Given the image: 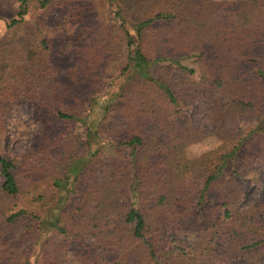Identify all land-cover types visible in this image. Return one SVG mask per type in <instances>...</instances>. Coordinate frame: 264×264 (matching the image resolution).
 <instances>
[{"label": "trees", "instance_id": "obj_1", "mask_svg": "<svg viewBox=\"0 0 264 264\" xmlns=\"http://www.w3.org/2000/svg\"><path fill=\"white\" fill-rule=\"evenodd\" d=\"M113 1L125 65L114 85L91 93L83 106L45 109L62 102L46 36L28 29L0 48V97L13 88L26 92L40 121L56 124L43 127L25 159L0 155V219L28 220L21 242L30 243L10 262L0 257V264H39L37 255L53 247L55 235L66 242L93 240L79 244L76 264H264V211L262 219L249 215L239 207L240 193L212 197L231 179L228 169L249 139L234 142L223 128L227 105L261 111L257 129L264 132V0ZM20 2L9 28L25 21L27 0ZM49 3L40 0L43 7ZM93 46H77L83 60H96ZM195 56L197 81L187 77L196 70L182 62ZM201 99L227 146L217 161H194V181L184 196L181 162L184 148L202 135L192 117ZM75 123L82 124L80 138H56L62 131L56 126ZM21 163L32 171L28 187L19 180ZM99 163L109 169L107 180L95 171ZM186 228L197 233L194 247L178 252L167 245L169 230ZM95 250L101 261H93Z\"/></svg>", "mask_w": 264, "mask_h": 264}, {"label": "rangeland", "instance_id": "obj_2", "mask_svg": "<svg viewBox=\"0 0 264 264\" xmlns=\"http://www.w3.org/2000/svg\"><path fill=\"white\" fill-rule=\"evenodd\" d=\"M20 3V0H0V48L6 47L15 37L22 35L28 29L34 31L38 38L44 36L48 38L50 49L47 51L49 58L47 61L54 70L56 69L54 83H56L55 87L60 88L59 95L62 102L46 103L45 109L47 106L57 107L65 102L83 106L91 93L106 91L114 85H110L112 78L120 74L125 65L123 47L125 39L118 30L117 23H120V20L115 16L116 7L113 0H50L47 7L41 6L40 0H27L28 11L25 21L9 28L7 22L17 16ZM64 16H67L66 21ZM71 43L73 47L67 48V44ZM90 44H94L95 53L92 59L97 57L96 60L87 62L83 60L84 51L81 50L79 54L77 46L87 48ZM99 51L103 56L102 60ZM182 62L185 66L196 70V73H190L187 77L197 81L198 58L196 56L185 58ZM176 75L185 76L181 73ZM92 79H95L93 84ZM10 93L0 97V155L25 159L38 146V138L42 136L40 131L43 127L56 124L46 123L48 120L44 118L40 121L37 108L34 107L31 99L26 98L30 96L28 93L16 88ZM207 108L208 103L205 99L198 100L192 108L193 122L202 135L197 142L184 148L180 184V191L184 196L191 189L194 181V161L198 158L205 160L212 158V161H217V157L226 145L218 132L215 117L207 112ZM223 117L222 126L234 142L243 140L245 136L249 139L248 144L241 148L228 169L231 179L217 185L212 197L218 196L217 194L222 193L223 190L232 192L233 196L240 193L239 207L245 206L249 215L262 219L264 132L260 133L257 129L261 124L262 112L252 110L239 102H233L227 105ZM56 127H62V131L66 132L64 136L61 130L58 131L56 138L68 141L80 138V131L83 128L81 123H75L72 127L60 125ZM49 138L53 140V137ZM118 156H123V153L119 151ZM95 171L100 179L107 180L110 177L109 169L104 163H99ZM31 172L28 163L20 164L19 180L26 187L30 184L31 178L28 175ZM2 182L3 177L0 173V185ZM25 200L28 202V199ZM27 221L23 218L14 223L6 221L5 218L0 219V257H3L4 261L10 262L16 255L21 256L30 246L27 240L21 242ZM84 238L87 242H93L89 236H79L75 241L66 242L55 235L53 247L37 255L39 264H76L78 259L75 256ZM196 238L195 230L186 228L169 230L165 240L168 246L181 252L194 247ZM101 260V252L95 250L93 261Z\"/></svg>", "mask_w": 264, "mask_h": 264}]
</instances>
